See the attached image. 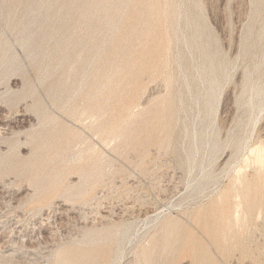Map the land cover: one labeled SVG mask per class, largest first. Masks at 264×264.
<instances>
[{"label":"rangeland","instance_id":"rangeland-1","mask_svg":"<svg viewBox=\"0 0 264 264\" xmlns=\"http://www.w3.org/2000/svg\"><path fill=\"white\" fill-rule=\"evenodd\" d=\"M0 264H264V0H0Z\"/></svg>","mask_w":264,"mask_h":264}]
</instances>
